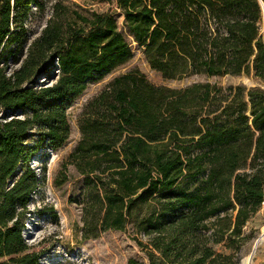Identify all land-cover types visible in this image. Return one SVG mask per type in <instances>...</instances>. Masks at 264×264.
Segmentation results:
<instances>
[{
	"label": "trees",
	"instance_id": "obj_1",
	"mask_svg": "<svg viewBox=\"0 0 264 264\" xmlns=\"http://www.w3.org/2000/svg\"><path fill=\"white\" fill-rule=\"evenodd\" d=\"M82 1L114 10L55 0L19 68L9 75L0 68V259L9 258L0 264H39L40 253H28L22 238L40 183L29 162L64 146L66 109L134 50L164 80L245 75L264 84L258 0ZM44 5L0 0V64L6 51L22 49L32 7ZM77 125L79 140L56 183L68 181L67 167L81 179L83 236L165 232L174 236L150 242L147 264H231L211 245L239 237L264 202V91L207 82L157 87L132 70L90 99Z\"/></svg>",
	"mask_w": 264,
	"mask_h": 264
},
{
	"label": "rangeland",
	"instance_id": "obj_2",
	"mask_svg": "<svg viewBox=\"0 0 264 264\" xmlns=\"http://www.w3.org/2000/svg\"><path fill=\"white\" fill-rule=\"evenodd\" d=\"M55 0H43L44 8L39 11L32 7L31 14L25 22L26 42L21 50H13L11 54L1 58L0 68L9 75L21 65L28 46L45 28L52 15V4ZM63 5L76 4L83 9L96 12H110L114 5L108 3H92L82 0H63ZM264 7V0L260 1ZM73 9L75 7L72 6ZM263 11V10H262ZM122 19L118 25L121 27ZM261 34L264 39V12L261 21ZM11 48H16L13 45ZM5 58V62L3 59ZM138 70L146 80L157 87H167L181 90L194 83H210L221 87L243 85L246 88H258L264 91V84L252 77L190 76L180 80H164L147 64L143 53L134 50L133 58L124 66L119 67L102 80L90 83L84 93L66 109L70 126L67 142L58 150L45 148L38 151L30 160L29 167L40 179L39 188L32 195L26 206V220L22 238L28 253H40L39 264H127L129 259H135L147 264L145 248L150 242L173 237L165 232H139L128 227L123 232L108 231L93 236H83L81 233V195L82 183L72 167H67L68 181L58 185L61 180L63 164L68 154L79 140L78 117L84 105L97 95L114 77ZM40 86L50 82L41 80ZM0 116H5L3 112ZM7 118V117H6ZM9 118V117H8ZM7 118V120H8ZM35 134V133H34ZM32 134L27 144H33L36 136ZM264 227V202L260 209L245 223L239 237H233L219 245H211L217 253L231 260V264H264V242L258 244ZM232 242V243H231ZM231 243L232 247H229ZM254 251V254L252 255ZM9 258H2L0 262Z\"/></svg>",
	"mask_w": 264,
	"mask_h": 264
},
{
	"label": "bare ground",
	"instance_id": "obj_3",
	"mask_svg": "<svg viewBox=\"0 0 264 264\" xmlns=\"http://www.w3.org/2000/svg\"><path fill=\"white\" fill-rule=\"evenodd\" d=\"M264 242V227L262 228V232H261V236H260V238H259V240H258V246L260 245V244H262ZM254 254V251H253V253H252V255ZM245 264H246V261H245Z\"/></svg>",
	"mask_w": 264,
	"mask_h": 264
},
{
	"label": "water",
	"instance_id": "obj_4",
	"mask_svg": "<svg viewBox=\"0 0 264 264\" xmlns=\"http://www.w3.org/2000/svg\"><path fill=\"white\" fill-rule=\"evenodd\" d=\"M259 2H260V1H259ZM260 5H261V4H260ZM261 8H262V10H263L262 12H264V7L261 6Z\"/></svg>",
	"mask_w": 264,
	"mask_h": 264
},
{
	"label": "built area",
	"instance_id": "obj_5",
	"mask_svg": "<svg viewBox=\"0 0 264 264\" xmlns=\"http://www.w3.org/2000/svg\"><path fill=\"white\" fill-rule=\"evenodd\" d=\"M258 1H261V0H258Z\"/></svg>",
	"mask_w": 264,
	"mask_h": 264
}]
</instances>
